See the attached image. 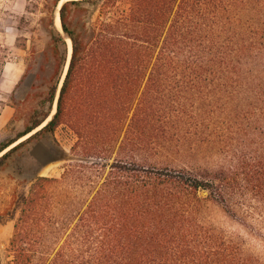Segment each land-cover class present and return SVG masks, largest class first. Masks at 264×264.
Masks as SVG:
<instances>
[{"label":"trees","instance_id":"1","mask_svg":"<svg viewBox=\"0 0 264 264\" xmlns=\"http://www.w3.org/2000/svg\"><path fill=\"white\" fill-rule=\"evenodd\" d=\"M59 1L41 2L47 41L26 67L38 64L25 99L35 80L43 90L0 153L41 127L0 167L62 124L93 161L33 179L6 264H264L200 218L206 203L242 222L248 202L264 208V0H67L62 32ZM83 4L97 14L78 27L69 11ZM71 178L90 192L68 220L51 188Z\"/></svg>","mask_w":264,"mask_h":264},{"label":"rangeland","instance_id":"2","mask_svg":"<svg viewBox=\"0 0 264 264\" xmlns=\"http://www.w3.org/2000/svg\"><path fill=\"white\" fill-rule=\"evenodd\" d=\"M42 1L0 0V142L15 137L23 130L28 114L39 99L35 94L43 90L42 80L37 79L35 88L30 91L31 96L25 99L38 67L36 63L32 65L33 69L26 73L27 64L33 62L34 51L42 52L47 41L40 27V18L44 14L40 11ZM65 1L67 0H63ZM29 2L38 3L39 7L34 10L33 5L30 4L29 8L33 12H27L26 5ZM127 2L128 0H121L120 5L126 7ZM83 8H87L88 11H84ZM69 14L75 25L80 27L85 23L87 27L97 12L93 5L83 4L78 9L71 7ZM57 16L56 7L55 25L62 32L60 24L56 22ZM17 37L20 38L19 44L16 42ZM68 41L69 39L66 38L67 48ZM22 43L25 44V48L20 45ZM43 65L45 71L41 75L49 74L51 64L44 60ZM25 73V78L22 80ZM40 127L18 139L0 155L28 138ZM75 140L74 131L62 124L54 133H45L17 148L2 163L0 167V260L2 263L6 264L11 259L8 242L19 215L21 198L27 195L33 179L37 176L59 178L64 165L78 161L84 163L93 161L92 158L81 157L72 150ZM235 143L234 146L237 144ZM89 192L90 186L74 178L53 186L51 195L56 201V214L61 216L64 208L66 210L64 216L72 220L84 206ZM248 203L254 211L245 222L228 215L219 206L210 203L203 206L200 218L227 239L240 244L247 254L264 262V208L254 202Z\"/></svg>","mask_w":264,"mask_h":264},{"label":"water","instance_id":"3","mask_svg":"<svg viewBox=\"0 0 264 264\" xmlns=\"http://www.w3.org/2000/svg\"><path fill=\"white\" fill-rule=\"evenodd\" d=\"M59 2H60V1H59ZM59 8H60V6H59ZM59 8H58V10H59ZM58 19H59V12H58ZM59 23H60V20H59ZM60 27H61V25H60ZM61 30H62V29H61ZM69 41H70V39H69ZM70 46H71V41H70ZM70 53H71V49H70ZM70 53H69V57H68L67 60H66V64H65V68H64V72H63V75H62V77H61V81H60V84H59V87H58L57 97H58V92H59V89H60V86H61L62 80H63V78H64V76H65V74H66V70H67V67H68L69 59H70ZM67 55H68V54H67ZM57 97H56V99H55L54 112H55V109H56V100H57ZM54 112H51V114L49 115V118H48L46 121H48V120L51 118V116L53 115ZM45 123H46V122H45ZM43 125H44V124H43Z\"/></svg>","mask_w":264,"mask_h":264},{"label":"bare ground","instance_id":"4","mask_svg":"<svg viewBox=\"0 0 264 264\" xmlns=\"http://www.w3.org/2000/svg\"><path fill=\"white\" fill-rule=\"evenodd\" d=\"M62 3H63V0H61V1L58 3L57 8H59V6H60ZM56 22L59 23L58 16L56 17ZM59 24H60V23H59ZM70 49H71L70 41H68V56H67V58L69 57ZM53 112H54V111H53Z\"/></svg>","mask_w":264,"mask_h":264},{"label":"crops","instance_id":"5","mask_svg":"<svg viewBox=\"0 0 264 264\" xmlns=\"http://www.w3.org/2000/svg\"><path fill=\"white\" fill-rule=\"evenodd\" d=\"M0 119H1V115H0Z\"/></svg>","mask_w":264,"mask_h":264}]
</instances>
